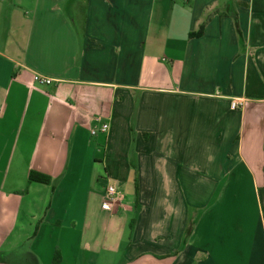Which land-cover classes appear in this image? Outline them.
Returning <instances> with one entry per match:
<instances>
[{"label": "crops", "instance_id": "1", "mask_svg": "<svg viewBox=\"0 0 264 264\" xmlns=\"http://www.w3.org/2000/svg\"><path fill=\"white\" fill-rule=\"evenodd\" d=\"M55 253L264 264V0H0V264Z\"/></svg>", "mask_w": 264, "mask_h": 264}, {"label": "built area", "instance_id": "2", "mask_svg": "<svg viewBox=\"0 0 264 264\" xmlns=\"http://www.w3.org/2000/svg\"><path fill=\"white\" fill-rule=\"evenodd\" d=\"M32 80L35 84L40 86H48L52 84V80L35 74L32 76ZM237 105L236 102H232V108H235ZM96 122H99V118L96 119ZM108 131V125L106 123H99L96 126L90 127L89 134L91 137L95 136L97 133L105 134ZM117 201V193L113 186H107L103 192V199L101 202V208L104 210H112L114 204Z\"/></svg>", "mask_w": 264, "mask_h": 264}, {"label": "trees", "instance_id": "3", "mask_svg": "<svg viewBox=\"0 0 264 264\" xmlns=\"http://www.w3.org/2000/svg\"><path fill=\"white\" fill-rule=\"evenodd\" d=\"M209 17L210 16H208L207 19H209ZM207 19H206V21H207ZM28 181L29 182H32V181L39 182V183H42V184H49L50 183V180H49V178L47 176L40 175V174H35V173H30L29 174ZM53 263L54 264L58 263V257H57L56 253H55L54 258H53Z\"/></svg>", "mask_w": 264, "mask_h": 264}]
</instances>
